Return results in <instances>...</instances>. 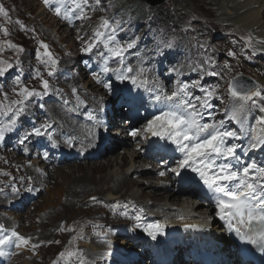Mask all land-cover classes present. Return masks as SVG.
Returning <instances> with one entry per match:
<instances>
[{
    "label": "bare ground",
    "instance_id": "1",
    "mask_svg": "<svg viewBox=\"0 0 264 264\" xmlns=\"http://www.w3.org/2000/svg\"><path fill=\"white\" fill-rule=\"evenodd\" d=\"M217 1L221 0H209L204 9L202 6H196V8L194 7V11H192V6H183L177 11L186 10V13L199 12L201 19L197 20V22H204L210 28V30L216 28V24L214 23L216 18L219 19L222 17L224 22L227 23L229 21H235V27L240 26L239 28H241L239 29V31L250 33L253 36L259 35L256 38L260 39V41H256V43H259L258 49L260 50H256L255 55L256 58L263 61L264 49L261 48V43L264 42V10L260 12V17L258 20L257 15L260 9L257 10L255 7L257 6V8H264V0H255L253 8H248L247 10H244V6L240 3H236V1L233 2L234 0H224L226 2L225 5L217 3ZM176 6L178 5L176 4ZM212 6H218L216 12L213 11ZM57 7L50 8V10L53 12L52 17L57 15L55 11ZM168 7H173L175 10V5L171 2L168 3ZM232 9L235 10L233 15L228 13V11ZM222 10H225L227 12L223 13ZM218 11H221L222 13H219ZM44 17H48L46 16L45 8H43L42 10L40 9L39 14L33 21L41 27L43 26L41 24V20L44 19ZM52 17H48V20H51L52 24H50V27L51 25L54 26L55 34L61 35L64 32L65 28H73V23L68 17H65L64 13H61V18H59L58 21H54ZM45 33L48 34V31H46ZM178 34L179 36H177L176 33L172 32L169 36H167V40H170V42L172 43L178 44V49H180L181 51H186L185 41L181 37L182 33L178 32ZM240 35L245 36V34ZM216 48V45L212 46V49L214 51L217 50ZM70 51L72 52V50ZM253 58L254 60H256L255 57ZM79 61V57L70 55L69 60L64 61L62 64L63 68H68V70L72 73L67 77L68 87L72 90V94H70L69 90H65L66 96H71L70 102L66 104L64 108L60 107L55 102L47 104L46 110H43L38 106H34L32 108V113L34 114V116H36V120L32 122V116L28 115H25L22 118V122H28L30 124L27 131L22 132L20 134V138L17 140H12L10 138H6L5 140H3L2 150L0 151V177L3 175V173H6L8 175V178H4L5 180H1V183L3 185L2 188L16 202L8 206L6 205V203H0V206L2 207L0 209L5 212L15 213L17 221L19 223H28L26 227L29 231L34 228V225L33 216L27 210L28 204L39 195H44L49 189V185L53 180L55 181V179L57 178L68 180L67 175L61 174L62 171H67L68 173V169L70 168L74 170L75 168H78L79 170L81 168L80 165L83 162H90L94 160H100L104 157L115 156L113 160H102L100 162L98 161L99 163L95 165L94 171L91 168L92 166H94V164H87V166L89 165V167L86 170H90L91 173H103V175L98 177V182L96 183V185L105 187L107 190V194L105 196L95 195L97 198L94 203L95 209L98 210V213H100L101 216L98 217V215H96L89 222V224L94 225L95 228V233L94 235H91L90 238V244H99L95 242V240H107L108 231L110 230V228L116 227L117 225L131 226L129 225V223L136 221L137 216H139L140 219H143L147 216L146 209H151L158 212V219L176 220V218H180L178 222H168V224H166L167 226L174 227L168 230L166 237L158 236V239L176 238L186 243L187 246L191 248V253L194 257L197 256L203 259V264L216 263V260L211 259L214 258L212 249L214 247L220 248L222 241L229 243V248H233L235 250L233 242L227 235V232L231 229L229 228L227 222L220 218L219 210L216 207L214 196L209 194V200L200 199L199 203L194 207V205H190V202L187 200V198H185L186 195H194V192L191 189L182 187L175 189V182L171 179L170 176H168L167 178L169 189H163V185H160L159 182L154 181L156 179L155 172L153 170H144V167L147 163H140L141 158H144L145 160H149L150 164L148 165L154 167V163L157 162V159L155 160V158L164 157L162 153H157V151L160 149V142L162 140L157 139L156 141H154L155 137L148 135L147 138H145L143 134V129L148 120L152 119L154 115L159 114L160 110L164 107L163 104L158 103L156 104V106H150V99L154 98L155 93L151 92L146 98H144V91L141 93L135 92V95L133 97H125L123 95L124 92L128 89L135 90L136 86L134 85L127 86L126 89H124L122 86L112 87V90L109 91L108 89L104 88L103 83H97L96 79L91 76H98L99 79L108 83L112 81V75H99L95 73L91 74V70H87L86 68H79ZM197 61L202 63L201 65L204 64L207 70L215 72L212 69L210 63H206L208 61L212 62V59H209L207 61L205 59V56L203 55ZM129 65L133 68L143 66L149 69V72L147 73L149 79L158 81L169 92L177 86V81L175 79L178 76V80L180 82H187L188 78H190L192 81L200 79V76L197 73L188 75V77L186 76L187 74H190V72L183 71V69H189V65L186 61H166L162 60L161 58H152L149 57L146 52H142L139 56H137V54H134L132 56V59H130L129 61ZM215 66L218 75H214L215 77H211L208 80V85H210L211 89L218 86V83L223 80V77L226 73L222 62L218 61ZM87 78H89V80H87ZM260 81L261 84H264V81ZM59 85L61 87H64L61 82L59 83ZM74 89L76 90L75 95L73 94ZM77 97H79L80 101H83L82 104H78ZM212 99L215 101H220L222 99L223 103H227L226 95L221 90H218L216 95ZM111 103H116L119 105L114 114H112V107L110 105ZM130 103L134 105L135 113L132 115L127 114V110L129 107L128 105ZM103 108H105L106 111H103ZM233 108L229 109L226 117L222 118H226L224 120V126L227 130H230L234 127L232 121L229 120V116ZM89 111L93 112L96 117V121L100 122L98 125L86 118V114ZM209 113L210 109L206 110L204 112V115ZM257 114L263 115L264 113H261L258 107L250 108L247 112V120L253 124ZM101 119H104L105 121H102ZM107 119L108 121H106ZM123 121H127L132 124L133 129L137 130V137L129 138L128 140L125 136L122 137V135H125L126 133V128L122 124ZM49 122L52 125V127L49 129V132L52 133L53 139L56 140V146H53L52 142L47 138V134L39 137L34 135L29 136V138L25 140L24 143H20V140L24 137V135L27 132H30L34 126L39 127L41 124ZM203 122H208V118L204 116ZM94 124L104 129V133H100L98 135L94 129ZM117 127L122 131L118 138L120 144L115 145L114 141L117 140V136H111V129ZM103 135H110L108 136V144H110L112 148L109 151L118 149L119 152H112L114 154L107 155L108 150H105L104 148L106 140L100 137ZM141 138L146 140V150H153L150 156H145L144 153L139 149H136L135 152L132 149L124 152V150H126L127 148L122 147H124L125 145H130L132 141H137ZM67 140L72 141L71 145L65 142ZM228 143L240 144V142L236 140H229ZM261 153H264V147H261L258 150L252 152L248 157H254L255 155ZM31 157H36L38 159V167H35L33 163L30 162L29 159ZM179 157L180 153L176 154L170 152L169 156H167L164 160H169V164L171 166L173 164H176L175 161ZM116 159L120 160L119 165ZM246 160H248L247 157ZM258 165H264V161L259 162ZM13 166L16 169L17 173L15 182L10 181L9 178L15 175ZM91 173H88V177ZM143 173H145L146 175H144ZM134 175L140 176L139 178L137 177L134 181H131L130 177H133ZM88 177L84 176L83 179L68 182L69 189L70 185L76 184L75 187H79L78 184L88 182ZM108 184L113 185V188H115L114 192H109V187H107ZM124 184H129V188L131 185H135L139 189L142 186H145L144 188H146L148 194H151V197H143L148 198L150 201H152V203L144 204L138 200H133L128 197L126 198L124 195H120L119 190L121 188H126L123 187ZM80 186H82L79 187L82 188L81 196L80 194L71 191V189L67 191L66 196L71 199L81 198L79 201L83 203L85 198L88 197V194H86L85 192L86 186ZM13 188L17 189V191L14 192ZM28 189H31V191H29ZM94 193L95 192H93L92 194ZM151 198H155V200ZM36 201L32 202L29 206L34 205ZM162 202H166L169 204L161 206L160 204ZM173 207L176 208V211L172 209ZM193 207L194 213L186 211V214H182L181 210H188L189 208L192 209ZM215 210L218 212L217 217H213L211 225L200 224L202 225V230L200 232L192 230L183 231L179 228L180 225H182L183 223L186 224L190 220H194L197 222V219L202 220L211 217V213ZM50 214L51 212L48 211L43 223L44 228L56 226V224L52 222L50 223ZM22 215H25V217L23 218ZM74 221L75 219H73L68 224V226L74 227ZM14 224H17V222H15ZM176 226H178L177 229L175 228ZM203 226L207 228L205 229L203 228ZM8 227H11V223H9ZM232 227L241 226L237 225L235 221H233ZM64 228L65 225H63L62 227L57 226L51 236L57 237V235L59 234L62 236ZM145 229L146 228L136 229V233H131L130 231L125 232L124 230L117 229L113 232L111 239L115 240L120 238H128L130 241H132V244L138 246L139 244H144L145 236H149L148 232L145 231ZM47 235L49 234L44 231L43 238H46ZM63 239L67 243V245L61 246V241L58 238V245L60 248L65 249V247L68 245L72 247V243L70 240L67 241L64 237ZM214 239H217V242L219 244L218 246L214 244ZM42 241L43 243L45 242V240ZM167 242V245H161V247L159 248L155 245L150 246L155 260V262H151L150 264H166L163 263L164 259L169 261L166 255H169L170 249L173 247H169V244L173 243L174 241ZM47 244L51 245V243ZM81 250L82 251L80 253L82 255L86 254V248H83ZM89 250L90 257L93 260H99L96 264H104L106 262L107 258L105 254L107 253L109 248L103 251L101 249H96L93 245V247H91V249ZM129 251H131V249ZM119 252L122 254V256L120 257V259H117L118 255H113L116 260L113 261L112 264H122L126 261L127 256L124 255V250L121 249L119 250ZM204 253H207L209 257L204 258ZM224 256L225 254H223L222 252L219 254L218 259L222 260ZM231 263L232 258L229 259L227 264Z\"/></svg>",
    "mask_w": 264,
    "mask_h": 264
},
{
    "label": "rangeland",
    "instance_id": "2",
    "mask_svg": "<svg viewBox=\"0 0 264 264\" xmlns=\"http://www.w3.org/2000/svg\"><path fill=\"white\" fill-rule=\"evenodd\" d=\"M208 1L209 0H165L163 3L153 6L148 3L147 5L146 3L140 2L139 0H100V3L98 4L100 5V10L96 15L93 16L91 25H100L103 19H107L111 16V13H117V16L121 19L127 17V19L130 20L134 16L136 28H134L133 37L136 36V38H134L136 41V46L144 39H147L151 44H153L151 39L142 38L141 34L139 35L140 31L144 32L145 30H149L151 33L158 32L163 42L165 41V37L169 36L172 32L176 33L177 36H179L178 32L182 33L181 37L185 41L189 51V57H192L193 48L191 44H193L195 45L196 49H198L197 53L199 55L204 54L207 61L212 59V62L208 61L206 63H210L212 69L216 73L217 71L215 64L218 61L223 63L226 73L223 77V80L221 81V84L223 85V92L226 95L227 103H230L231 109L234 106H238L240 104V101L234 100L228 94L229 80L231 78H234L238 75L246 76L250 80L255 81L257 86H259V89L264 92V84H261L260 81H264V60L261 61L260 59L256 58V55H253V52L260 50L258 49L259 43H256V41H260V39L256 38L259 35L253 36L250 33L239 31L241 28H239L240 26L235 27V21H229L227 23L224 22L222 17L219 19L216 18L214 21L216 28L210 30V28L204 22H197V20L201 19L199 12L186 13V10L177 11L183 6H192V11H194V7L196 8V6H202L204 9ZM235 1L236 3L243 5L244 10L253 8V4L255 2V0H234L233 2ZM94 2L96 3V0H94ZM170 2L175 5V10L173 7H168V3ZM217 3L223 5L226 4L224 0L217 1ZM176 4L178 6H176ZM0 5H2L8 13L7 17L0 16V61H5L14 65V67L8 73H6L4 77H0V106L3 107V109L0 111H6L9 107H15V105L12 104V101L19 99V97L15 95V92L19 91V86L15 84L17 79H19L21 82L20 86L28 87L29 89L34 88L38 91L40 90V80L32 81L33 76L30 72L23 73L24 76H19L18 72H16L17 74L13 73L16 69H19L20 66L27 68L28 62L34 61V53L39 51L38 48H40L41 43L48 46V50L58 62L57 66L63 68V62L68 61L70 55L78 56L79 54H82L80 50H78L76 54V43L82 44L83 39L81 38L80 34L68 32L70 28H68L67 31L64 29V32L61 35L55 34L54 26L51 25L50 27L52 22L51 20H48V17H44V19L41 20V24L43 26H38V24L33 21L36 19L35 17L40 11L35 0H0ZM255 8L257 10L260 9L257 15L259 20L260 12L264 10V8H257V6ZM68 9H71L70 4L68 5ZM212 9L214 12H216L218 6H212ZM218 12L226 13L227 11L222 10V12ZM234 12L235 10L233 9L228 11V13L232 15ZM73 15L76 16L75 14ZM147 24L148 29H145L143 26ZM120 26V28L124 29L128 26L132 27L130 21H128L125 27L123 26V23ZM5 28L8 30L7 35H5L3 32V29ZM9 29L12 33L11 37L8 36ZM46 31H48V34L45 33ZM108 31L110 32L111 29H108ZM120 34L121 33H118L117 37L120 40H124L122 37H119ZM240 34H245V36ZM134 39H130L129 42ZM186 39L187 43L190 44L187 45ZM249 41L251 43H249ZM9 44H13L18 47L12 48L9 47ZM213 45L217 46L216 51L212 49ZM19 48H23L24 50L21 52L18 50ZM261 48L264 49V42L261 43ZM70 50H72V52ZM179 51L181 50L179 49ZM230 52L234 53V55H229ZM253 57H255L256 60H254ZM80 58L81 60L79 61V64H81L83 60H88L86 56H82ZM99 58L100 57L98 54L93 53L92 60L89 63L81 64L79 68H87L95 73L98 70L97 61ZM17 60L20 61V66L18 68L15 66ZM46 70L48 71L49 69L47 68ZM68 76L69 75L66 72L61 74L60 79L63 80V83ZM109 83L112 84V82ZM5 95L7 96V99L4 98ZM258 103H261V101H258ZM115 108L116 103L113 104L114 111ZM250 108H252L251 105L248 106V110ZM7 119L8 116H0V120H3L4 122H7ZM112 154L113 153L107 155ZM114 157L115 156L104 157L100 160L83 162L80 165L81 168L79 170L78 168H75V170L70 168L68 169V173L67 171H62L61 174L67 175L68 180L57 178L54 181V178L52 179L53 181L49 185V189L44 195L37 199V204L27 208L28 212L33 216L34 228L28 231L26 227L28 223L21 224L17 222L21 227V230L17 229V231H22L23 233L27 234L33 240V243L37 245L36 250L27 253L23 248L20 249V264H26V262L27 264H64V262L60 260V253L65 252L66 250H78L81 252V249L83 248L87 249L86 254L82 255L80 261L74 260L71 262V264H86L88 261V254H90L89 249L93 247V244H90V238L91 235H94L95 233L94 225L89 224V222L96 215H98V217L101 216L100 213H98V210L95 209L94 203L97 200L95 195L105 196L107 194L105 187L96 185L98 182V177L103 175V173H91L90 170H86L89 167L87 164H94V166H90L94 171L95 165L100 161L113 160ZM116 161L119 165L120 160L116 159ZM143 162L145 163L146 160L141 158L140 163ZM88 173H91L89 177ZM143 174L146 175L145 173ZM84 176L88 177V182L78 184V186H86L85 192L88 194V197H86L83 203H81V201H79L81 198L71 199L66 196V193L71 189V191L76 192L81 196L82 188L75 187L76 184H73L70 185L69 189L68 182L83 179ZM135 179L136 176L130 177L131 181H134ZM128 185L129 184L123 185V187L126 188H121L119 190L120 195H124L126 198L128 197L133 200H138L144 204L152 203V201H150L148 198H145L151 197V194H148L146 188H144L145 186H142L139 189L135 185H131L129 188ZM107 187H109V192H114L115 188H113L112 184H108ZM93 192L95 193L92 194ZM91 199L93 200L91 201ZM151 199L155 200V198ZM187 200L190 202V205L193 204L194 207L196 206L192 200ZM165 204L168 205L169 203L162 202L160 205L162 206ZM172 209L176 208L173 207ZM48 211L51 212L49 215V221L50 223L52 222L56 224L55 227L51 226L44 228L43 226ZM9 217H11L13 220H17L16 215L11 214ZM22 217L24 218L25 215H22ZM73 219H75L73 225L74 227H69L68 224ZM63 225H65V228L62 236L65 238V240H70L72 243V247L68 245L65 247V249L60 248L57 243L59 238L61 241V246L67 245L60 234L57 235V237L51 236L57 226L62 227ZM44 231L49 234L46 238H43ZM81 236L83 240L81 239ZM41 238L42 240H45L44 243ZM47 243H51V245H48ZM114 243L118 247L124 246V243L121 242L115 241ZM129 247L130 245L125 246L126 249ZM96 249H101L104 251L107 248ZM177 250L179 254H183L182 249L177 248ZM109 252L110 251L108 250L106 254ZM145 261H148V258ZM137 263L140 262L138 261Z\"/></svg>",
    "mask_w": 264,
    "mask_h": 264
},
{
    "label": "snow or ice",
    "instance_id": "3",
    "mask_svg": "<svg viewBox=\"0 0 264 264\" xmlns=\"http://www.w3.org/2000/svg\"><path fill=\"white\" fill-rule=\"evenodd\" d=\"M53 3L59 5L55 11L59 16L62 8L64 9L65 17L75 14L77 19H86L85 7L88 5V0H44V4L49 6ZM100 0H96L98 5ZM71 5V9L66 6ZM0 16L7 17L8 13L5 8L0 5ZM119 24L113 26L108 19H103L100 27L94 33L93 42L88 43L82 51L91 52L93 48L103 44L108 56L104 57L101 73L108 75L112 73L115 78L121 83L124 81L130 82L137 88H144L146 91L155 93L154 99L158 104H163L165 107L160 110L159 114L154 115L148 120L143 129L144 137L148 135L159 140L166 141L174 146V150L181 154V158L175 161V168H167V171L179 176L182 170H190L195 173L203 185L211 192L215 198L216 207L219 210V215L222 220H225L231 229L233 221L241 227H236L235 231L239 238L250 244L258 245L264 249V166L258 165L255 162L244 163L241 156L242 152L247 155L249 150L258 147H264V115L255 117L254 123L251 126L247 125L248 106L258 107L261 113H264V92L259 89V86L247 87L241 84L238 80H233L229 84L228 93L237 101H240L238 106H234L229 116L231 121L240 125L239 132L227 130L224 126V120H215V117L209 113L211 122H203L204 112L212 108L211 99L216 95V90H203V97H196L193 102V97L190 94L187 84L178 83V85L170 92L164 88L158 81L150 80L147 76L149 69L139 66L133 68L126 63V54L136 46V41H130L122 44L116 39V31ZM108 29H111L109 32ZM5 35L8 30L3 29ZM249 43H251L249 41ZM9 47L17 48L18 46L9 44ZM40 47L43 52H37L36 58L44 64L48 70V76H54L57 67V61L48 50L46 44L41 43ZM166 48H171V43L164 45ZM23 51V48H19ZM234 55V53H229ZM255 55V52H253ZM115 58L119 67L113 69L109 67V59ZM16 67L20 66V61L17 60ZM14 65L5 61H0V77H4ZM208 75H218L215 72H209ZM40 80L42 91L29 89L28 87L20 86L19 79L15 84L19 86V91L15 95L19 99L12 101L15 107H9L6 111H0V116H8L7 122L0 120V141L5 138L6 132H11L17 125L21 115L25 112L27 103L31 98H41L49 94L50 83L43 79L39 71L36 76ZM111 78V77H110ZM97 83H103L104 88L112 90L110 83L104 82L98 76H94ZM199 86L197 81L193 87ZM75 89L73 94L75 95ZM7 99V96L4 97ZM78 104L83 101L77 97ZM68 104V101H64ZM204 110V111H202ZM10 114V115H9ZM86 118L99 124L93 112L89 111ZM51 123H43L39 127H33L30 132H27L20 140L24 143L29 136H44L56 146V140L53 139L49 129ZM134 138L138 133L133 131L130 133ZM242 135L248 136L250 144L248 149H243L237 143H228L229 140L239 141ZM71 145L72 141H65ZM47 158V157H45ZM160 176H165L166 171H161ZM31 191V189H28ZM13 191L17 189L13 188ZM140 219L139 216L136 217ZM139 227V225H137ZM145 231L153 239L157 234L162 233L163 226L160 224L149 225ZM7 230L3 224H0V256L10 254L6 252V248L11 245L15 247L25 246L29 243V238L19 235L14 229L10 235H6ZM58 243V242H57ZM37 247V245H33ZM82 254L78 250H66L60 253V260L64 264H71L72 261H80Z\"/></svg>",
    "mask_w": 264,
    "mask_h": 264
},
{
    "label": "water",
    "instance_id": "4",
    "mask_svg": "<svg viewBox=\"0 0 264 264\" xmlns=\"http://www.w3.org/2000/svg\"><path fill=\"white\" fill-rule=\"evenodd\" d=\"M140 1L155 6V5L163 3L165 0H140ZM233 80H238L241 84H243V85H245L247 87H253V88L256 87V85L251 80H249V79H247L245 77L239 76V77H237V78H235ZM233 80H231V81H233Z\"/></svg>",
    "mask_w": 264,
    "mask_h": 264
}]
</instances>
